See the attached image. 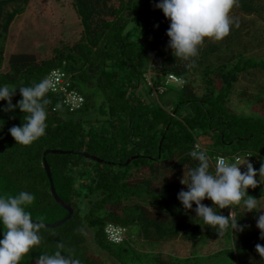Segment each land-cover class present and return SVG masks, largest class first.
Returning <instances> with one entry per match:
<instances>
[{"label": "trees", "instance_id": "16d2710c", "mask_svg": "<svg viewBox=\"0 0 264 264\" xmlns=\"http://www.w3.org/2000/svg\"><path fill=\"white\" fill-rule=\"evenodd\" d=\"M29 2L0 0V86L17 88L12 97V103L17 104L22 99L19 87L35 86L50 70L60 68L70 74L72 86L84 95L85 102L70 112L61 96L48 90L42 98L48 113L46 134L30 145H21L9 129L22 125L28 114L19 108L6 112L7 100L0 101V193H34L29 208L34 219L49 223L65 218L68 211L51 192L46 157L57 194L74 207L72 218L41 228L40 245L25 255L21 264H36L42 253L58 250L81 264H203L220 254L230 256L233 263L229 264H264L256 249L257 244L264 245L257 226L264 209L259 213L253 210L251 217L241 211L242 205L216 208L225 216L235 211L242 226V230L229 228L219 235L196 216L194 202L193 209L186 210L177 197L181 189L188 190L181 183L186 169L198 163L189 155L196 142L207 148L210 158L218 153L229 156L252 151L261 155L254 167L259 169L264 163V118L238 114L228 107L240 73L264 69V61L254 57L233 61L232 55L217 71L210 70L209 64L202 69L216 47L204 46V41L192 58L194 63L176 58L168 44L160 41L170 20L155 7L159 0H72L82 27L79 38L53 47L52 55L45 58L27 52L11 54L4 71L10 26ZM237 4L247 13L258 10L255 0H237ZM196 69L202 74V94L192 78ZM170 72L184 78V85L166 84ZM145 83L154 88L158 102L142 96L140 89ZM175 87L174 100L167 106L161 95ZM94 91L102 94L106 105L94 110L92 118H78L93 109ZM202 136L210 139L211 150ZM48 149L68 152L45 153ZM135 154L139 156L125 164ZM248 194L264 207L260 201L264 183L249 187ZM202 202L213 206L210 199ZM109 223L127 228L125 240L114 243L107 239ZM88 230L93 232L96 247L113 263L92 251ZM2 232L0 223V239ZM181 237L202 244L222 241L227 246L188 257L153 249L164 240Z\"/></svg>", "mask_w": 264, "mask_h": 264}, {"label": "clouds", "instance_id": "9594fccd", "mask_svg": "<svg viewBox=\"0 0 264 264\" xmlns=\"http://www.w3.org/2000/svg\"><path fill=\"white\" fill-rule=\"evenodd\" d=\"M236 2L237 0H159L155 7L162 9L170 20L167 29L170 37L168 47L172 49L173 55L194 63L192 58L198 55L199 47L206 38L219 41L229 35L233 26L239 27L238 20L231 15ZM192 63L188 66L191 67ZM16 89L0 86V101L7 100V105L3 108L6 112L19 108L28 114L24 116L22 125L11 127L9 132L17 144L30 145L46 134L48 113L42 98L48 91V82L45 80L35 86L19 87L22 99L13 104L12 97ZM189 155L198 163L195 167L186 169L181 183L187 185L188 190L181 189L177 197L186 210L193 209V202L195 203L196 216L202 218L203 224L217 229L219 235H222L229 228L232 231L242 230V226L236 219L235 211H230L225 216L217 212L216 208L242 205L247 212L255 210L258 213L260 209H264L259 206V199L248 194L249 187L255 188L264 182L261 180L264 176V163L256 169L248 159L242 161L236 158L229 162L218 157L210 165V157L199 146L194 147ZM244 164L246 171L241 170V165ZM206 198L213 202V206L202 202ZM34 201V193L28 191L22 190L16 195L0 193V223L3 227L0 264H21L23 257L40 245L43 218H33L29 208ZM257 226L261 229V239H264V214L258 215ZM256 249L261 259H264V245L257 244ZM38 264H81V261L58 250L52 254L42 253Z\"/></svg>", "mask_w": 264, "mask_h": 264}, {"label": "rangeland", "instance_id": "374dc122", "mask_svg": "<svg viewBox=\"0 0 264 264\" xmlns=\"http://www.w3.org/2000/svg\"><path fill=\"white\" fill-rule=\"evenodd\" d=\"M255 6L258 10L247 13L237 4L233 7L231 15L238 20L240 28L233 27L229 35L219 41L205 39L204 46L211 44L212 47L216 48L209 56L210 62L206 60L202 69H205L206 64H209L212 65L210 70L217 71L223 63H227L232 55H235L233 61L248 57L264 61V0H255ZM132 26L133 22L129 24L128 29ZM137 29L140 28L137 27ZM81 30L80 19L72 7V0H30L25 11L17 15L10 26L2 70L7 69V62L11 54L27 52L34 53L38 58L49 57L52 55L53 47L62 43L74 42L79 38ZM152 75L156 77L154 74ZM201 75V71L197 69L192 73L199 94L203 92ZM170 89L161 95V101L167 106L174 100V92L177 90L176 87ZM140 90L147 101L158 102L154 88L145 83ZM94 93L93 109L86 114H79L78 118H92L95 115L94 110H97L101 104L106 105L102 94L98 91H94ZM228 107L238 114L264 118V69L255 68L240 73L238 80L233 84ZM206 140L209 142L204 144L211 150L210 139L206 137ZM213 149L218 148L213 147ZM257 179L259 180V174ZM261 180H264V176L261 177ZM183 186L186 187L187 185L183 184ZM260 201L264 204L263 196ZM241 211L254 217L253 211L247 212L244 207L241 208ZM87 233L88 243L92 251L97 255L103 254L109 263H113V260L94 244L93 232L88 230ZM193 242L182 237L175 238L164 240L156 244L153 249L162 252L164 255L188 256L193 251L198 255L210 254L221 249L219 247L223 245V247L227 246L225 242L215 240L207 244L194 242L193 245ZM231 262L233 263V260L228 254H220L213 259H205L202 263L229 264Z\"/></svg>", "mask_w": 264, "mask_h": 264}, {"label": "built area", "instance_id": "2783aa9c", "mask_svg": "<svg viewBox=\"0 0 264 264\" xmlns=\"http://www.w3.org/2000/svg\"><path fill=\"white\" fill-rule=\"evenodd\" d=\"M169 40L170 37L167 35V31L163 32L160 38L161 44H168ZM165 79L166 84L175 83L179 86H183L185 83L184 78L172 72L167 73ZM45 80L48 82V90L61 96L62 103L68 111H77L84 105L85 97L78 89L72 86L71 77L67 71L60 68H54L48 72L44 81ZM196 146L205 150L207 155H209L207 148L200 141L196 142L194 147ZM218 157H223L229 162L234 161L236 158H239L242 161L248 159L253 163V166H255L259 162L261 155L252 151H245L242 153L237 152L229 156L218 153L210 158L213 164ZM241 170H247L246 164L241 165ZM105 233L110 242L120 243L125 240L127 236V228L114 223H109L105 227Z\"/></svg>", "mask_w": 264, "mask_h": 264}, {"label": "water", "instance_id": "95a60500", "mask_svg": "<svg viewBox=\"0 0 264 264\" xmlns=\"http://www.w3.org/2000/svg\"><path fill=\"white\" fill-rule=\"evenodd\" d=\"M49 152H51V153H66L68 151L62 150V149H48L45 153H49ZM69 152H73V151H69ZM80 154L84 155L87 158H91L93 160H97V161L101 160L100 158L96 157L95 155H92V154H89V153H80ZM138 156H139V154H135V155L131 156L129 159L126 160L125 164L130 163L131 160L137 158ZM44 167H45V170L47 172V175H48V178H49V182H50V186H51V192H52L55 200L68 211V215L65 218L61 219V220L54 221V222H49V223L43 222V226L54 227V226H58V225L62 224L67 219L72 218L73 214H74V207L69 202H66L65 200H63L57 194L55 186H54L53 178H52V175H51L50 165L47 162L46 157H44ZM36 264H38V261L36 262Z\"/></svg>", "mask_w": 264, "mask_h": 264}, {"label": "crops", "instance_id": "0c3cea01", "mask_svg": "<svg viewBox=\"0 0 264 264\" xmlns=\"http://www.w3.org/2000/svg\"><path fill=\"white\" fill-rule=\"evenodd\" d=\"M201 140H202V142L205 143V144H206V142H209V141L206 140V136H202V137H201ZM209 144H210V143H209ZM211 241H213V240H211ZM211 241H209L208 243H210ZM193 245H194V242H193ZM219 248H221V247H219ZM193 252H194V251H193ZM193 252H192V253H193ZM188 256H190V255H188ZM188 256H181V257H188Z\"/></svg>", "mask_w": 264, "mask_h": 264}]
</instances>
